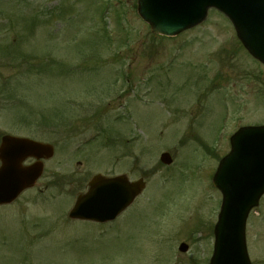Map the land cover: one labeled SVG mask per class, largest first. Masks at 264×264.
Returning a JSON list of instances; mask_svg holds the SVG:
<instances>
[{
  "label": "rangeland",
  "instance_id": "1",
  "mask_svg": "<svg viewBox=\"0 0 264 264\" xmlns=\"http://www.w3.org/2000/svg\"><path fill=\"white\" fill-rule=\"evenodd\" d=\"M137 1L0 0V134L55 146L39 186L0 208V264L209 263L221 207L213 175L229 136L264 124V66L222 14L161 38ZM99 172L148 186L105 227L68 220ZM61 177L71 183L57 186ZM247 240L252 263L264 264V198Z\"/></svg>",
  "mask_w": 264,
  "mask_h": 264
},
{
  "label": "water",
  "instance_id": "2",
  "mask_svg": "<svg viewBox=\"0 0 264 264\" xmlns=\"http://www.w3.org/2000/svg\"><path fill=\"white\" fill-rule=\"evenodd\" d=\"M212 7L231 19L244 45L264 62V0H140L139 14L155 33L175 35L202 22ZM53 154L50 145L4 136L0 146V205L13 202L41 177L43 163L25 167V160L49 159ZM161 161L170 165L172 158L165 153ZM214 183L224 199L211 264H250L245 228L250 210L264 193V127L244 129L233 138V151L223 160ZM89 186L88 193L78 197L71 218L114 220L146 184L143 179L130 183L126 176L108 179L98 175ZM187 250L182 244L180 251Z\"/></svg>",
  "mask_w": 264,
  "mask_h": 264
}]
</instances>
